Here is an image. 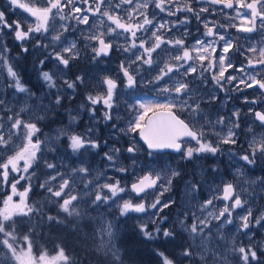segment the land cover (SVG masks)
Wrapping results in <instances>:
<instances>
[{"label":"snow or ice","instance_id":"1","mask_svg":"<svg viewBox=\"0 0 264 264\" xmlns=\"http://www.w3.org/2000/svg\"><path fill=\"white\" fill-rule=\"evenodd\" d=\"M13 6L27 17L10 21L0 10V264H38L33 244L53 226L80 234L98 264H125L118 221L130 213L144 214L137 228L149 241L183 237L179 255L155 253L160 264H264V175H250L264 165V0H8ZM114 52L123 57L117 70L92 77L94 85L72 72ZM24 54L35 56V90L18 71ZM78 88L89 119L99 113L128 138L123 148L119 138L103 141V170L54 155L64 136L73 153L100 148L96 123L82 134L41 127ZM230 100L243 107L227 108ZM76 119L69 113V126ZM162 150L215 162L193 174L136 168L139 152ZM129 172L130 184L115 175ZM174 182H183V197L162 199ZM34 187L41 199L30 198ZM55 251L39 264H82L64 246Z\"/></svg>","mask_w":264,"mask_h":264},{"label":"rangeland","instance_id":"2","mask_svg":"<svg viewBox=\"0 0 264 264\" xmlns=\"http://www.w3.org/2000/svg\"><path fill=\"white\" fill-rule=\"evenodd\" d=\"M21 2L26 4H33L35 3L37 6H39L40 0H21ZM0 10H7L6 15L8 19L11 21L13 19H20L27 17V13H25L22 9L13 6L12 8L8 7V0H0ZM193 24V22H192ZM192 24L189 25V28H192ZM9 41V47L12 49V54L17 55L19 53L18 48L15 47L16 42L12 40L11 37H7ZM123 57L120 55L119 52H114L109 58H106L103 63H94L92 61H86V60H80L77 62V67L72 69V72H75L77 74L86 75L91 82V84H95L96 81L92 79V77H95L97 75L102 74H108L112 75L118 68V61L122 59ZM34 60L35 56L31 54H24L19 55L18 60V71L21 74L22 80L27 82V86L35 90V87L38 86L41 81L38 79V75L36 72V69L34 67ZM101 69L104 70V72H101ZM71 78V77H69ZM211 87V85L209 86ZM252 90H249L251 93ZM139 94L141 96H144L147 94V90H140ZM85 95H86V89L84 88H78L77 94L71 99V100H65L62 102V107L57 108L53 111V113L50 115V120L45 121L43 125H41L42 130L47 133L54 135V130L59 128H69L70 132H75L77 134L85 133L86 129L90 126H92L93 123H96V138L100 141V148L98 149H89L85 151L84 149H81L79 153H73L72 149L69 147L70 141L68 140L67 136H64L59 141L60 147L57 150V153L54 155L58 157L59 159L63 160L66 165L70 167H76L80 164L81 161H84L86 165H90L93 169H101L103 170L104 165L107 163V161L104 159V152L108 150V147H106L103 143L104 140H108L109 145L112 144L114 138H119L120 143L116 145L117 147H125L126 146V140L127 137H124L123 134H119L116 132V129H113L110 127V122L105 123L102 120L99 119V113L97 114V121H92L89 119V113L87 110V107L81 108L80 106L85 104ZM222 95V94H221ZM235 95V94H234ZM126 99V97H125ZM233 105L243 107V105L240 104L239 100H230L227 102V108H231ZM227 108L225 110H227ZM62 112H60V110ZM69 113H71L73 116H76V121L69 126ZM243 126V125H242ZM141 147H145L146 145L143 144L142 141L139 142ZM130 154L123 153L122 154V162L125 165H131L132 161L130 159H127ZM53 157L50 156L49 159H52ZM223 163H221V168L227 172V160L224 157L220 158ZM215 161L211 158L206 160H199V161H181L179 158V154L176 152H156L152 156H148L146 151H141L137 154V164L136 168H142V167H163L166 165H171L172 167L180 166L182 167L183 171L193 174L200 172L201 167L208 168L211 166L212 163ZM110 175H113L114 173L109 172ZM118 178L121 179V183H131V181L134 179L131 172L127 174H115ZM210 175V174H209ZM252 176H260L264 175V165H258L252 173H250ZM35 183V182H34ZM33 194H30V198L34 196V199H41L40 196V190L38 188L33 189ZM2 194V193H0ZM184 195V185L183 182H174L173 187L171 191L165 193L164 197L162 199H166L168 197H172L179 201ZM3 199V194L2 198ZM18 199V197L16 198ZM167 211V210H166ZM54 214V213H53ZM175 215V211H173L170 215V219L172 216ZM144 216V214L139 213H130L127 217L131 221H140V222H147L146 218L145 220H140L139 218ZM119 224H120V230L121 227L124 225L125 222L123 220L121 221V217L119 218ZM56 232H54L52 237H59L61 236L60 230L58 227H56ZM261 233H264V230H261ZM261 238H264L262 236ZM46 252L47 256L49 258L56 255L55 249L51 248H43L41 251H33L32 250V257L36 258L38 264H39V256Z\"/></svg>","mask_w":264,"mask_h":264},{"label":"trees","instance_id":"3","mask_svg":"<svg viewBox=\"0 0 264 264\" xmlns=\"http://www.w3.org/2000/svg\"><path fill=\"white\" fill-rule=\"evenodd\" d=\"M59 110L62 112L61 109ZM1 198L2 194H0ZM122 220L125 223L120 230L121 240L119 247L121 253L125 256V264H160V260L155 254L157 251H163L166 255H179L180 245L184 243L182 236L178 235L176 239L171 241H149L140 234L137 228V224L140 221H131L128 217H121ZM149 227L153 226L149 224ZM58 228L61 236L52 237L57 228L55 226L51 228L44 227L40 232L43 238L34 242L32 250L41 251L46 247L55 249L56 245L59 244L65 247L66 253L79 259L82 264H98L97 259L93 255L86 254L81 250L85 245L78 239L80 234L74 233L71 227ZM84 231L87 232L88 229L85 228ZM37 245H39V248Z\"/></svg>","mask_w":264,"mask_h":264},{"label":"flooded vegetation","instance_id":"4","mask_svg":"<svg viewBox=\"0 0 264 264\" xmlns=\"http://www.w3.org/2000/svg\"><path fill=\"white\" fill-rule=\"evenodd\" d=\"M197 27H198V26H197L196 22L193 21L192 28H191V30H192V36H193V37L199 34V33L197 32ZM255 39L258 41V40L260 39V37H259V36H256Z\"/></svg>","mask_w":264,"mask_h":264},{"label":"water","instance_id":"5","mask_svg":"<svg viewBox=\"0 0 264 264\" xmlns=\"http://www.w3.org/2000/svg\"><path fill=\"white\" fill-rule=\"evenodd\" d=\"M163 151H168V150H162V152H163ZM171 151H173V150H171Z\"/></svg>","mask_w":264,"mask_h":264}]
</instances>
